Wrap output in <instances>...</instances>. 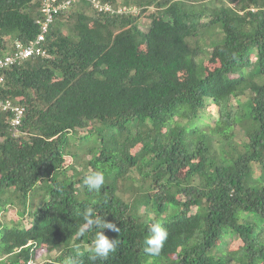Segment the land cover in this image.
<instances>
[{
    "label": "trees",
    "instance_id": "16d2710c",
    "mask_svg": "<svg viewBox=\"0 0 264 264\" xmlns=\"http://www.w3.org/2000/svg\"><path fill=\"white\" fill-rule=\"evenodd\" d=\"M63 1L0 0V58ZM95 1L135 12L88 17L77 0L49 24L48 59L4 72L0 102L24 112L15 132L0 107V264L39 250L57 252L41 264H264V0ZM92 170L99 192L82 185ZM90 207L120 228L103 230L118 240L107 260L95 231L77 234ZM152 223L169 234L157 257Z\"/></svg>",
    "mask_w": 264,
    "mask_h": 264
},
{
    "label": "clouds",
    "instance_id": "9594fccd",
    "mask_svg": "<svg viewBox=\"0 0 264 264\" xmlns=\"http://www.w3.org/2000/svg\"><path fill=\"white\" fill-rule=\"evenodd\" d=\"M66 1H70V0H66ZM66 1H63L60 4H63ZM76 1L77 0H73V2H71L65 9H60V11H65V10L69 9L70 5L72 3H76ZM84 1H86L90 4L93 11H97V13H106L108 16L126 15L128 13L133 14L135 12L134 9L130 10V9H126L125 7L123 8L120 6H114V5H110V4H104V5L99 4L102 7H104V6L109 7V10H107V11H104V10L99 11L98 8H95L90 3V1H88V0H84ZM41 12H42V9H41ZM92 13L94 14V12H92ZM45 22H46V19L44 21L38 20V23L41 26ZM41 26H40V33L37 35V37L30 44L25 45V44L21 43L20 41H15L13 43V52L9 55L1 57L0 59L12 55L15 51V44L16 43H21L24 46H29V45L33 44L35 41H37V38L39 37V35L42 34ZM48 27H49V25H48ZM47 32H48V29L43 34V40L40 41V45H39L41 47V49L45 52V55L44 56H37V57L45 58V59H48L50 57L49 54L47 53L46 49L43 47V42L45 41V37H46ZM33 57H36V56H33ZM30 58H32V57H30ZM30 58H28V59H30ZM28 59L20 62L19 64H16L14 66L9 67L5 71H7L11 68L23 65ZM4 72L2 75L3 80H4ZM104 183H105L104 173L102 171H97V170H92V171L88 172L87 174L84 175L83 180H82V185L84 187H86L89 191H96V192H99L102 189V187L104 186ZM83 221H84L83 224L78 229V233H77L78 236H84L87 232L95 231V236L93 239V247H92V251L94 254L93 258L94 259L107 260L111 253L116 252L117 247H118V240L117 239H109L106 235L103 234V230L108 229L112 232L119 233L120 228L117 227V225L115 223L106 222L104 220V216L97 213L91 207L88 208L83 213ZM148 231H149L150 235L148 236V238L145 241L146 246L144 247V253L149 257H157L161 254V251L164 247L165 242L168 239L169 234H168L167 230H165L161 226V224H159V223H152L149 226Z\"/></svg>",
    "mask_w": 264,
    "mask_h": 264
},
{
    "label": "built area",
    "instance_id": "2783aa9c",
    "mask_svg": "<svg viewBox=\"0 0 264 264\" xmlns=\"http://www.w3.org/2000/svg\"><path fill=\"white\" fill-rule=\"evenodd\" d=\"M90 3L95 7L98 8L99 11H107L109 10V7H102L99 5L98 2L95 0H88ZM54 2V1H52ZM51 2V3H52ZM73 0L66 1L63 4L57 5V6H51L50 4H45V6L42 9V12L45 13L46 17V22L41 26L42 34L39 35L37 38V41H35L33 44L29 46H24L21 43H16L15 44V51L12 55L7 56L5 58L0 59V85L3 84V72L8 69L11 66H14L16 64H19L20 62L33 57V56H44L45 52L41 49L40 41L43 40V34L47 31L49 23L52 21L53 16L60 10V9H65ZM96 2V3H95ZM0 107H2L3 110H11L13 111L14 118L12 120L11 126L14 128V131L16 132L17 126L20 125L21 123V117L23 115L24 109H12L8 103L2 104L0 102Z\"/></svg>",
    "mask_w": 264,
    "mask_h": 264
},
{
    "label": "rangeland",
    "instance_id": "374dc122",
    "mask_svg": "<svg viewBox=\"0 0 264 264\" xmlns=\"http://www.w3.org/2000/svg\"><path fill=\"white\" fill-rule=\"evenodd\" d=\"M92 12H93V10L90 9L89 11H87L86 15L88 17H90V15H92ZM148 25H149V20L147 18H144V16L141 17L140 20H139V23H138V27H139V29H140V31L142 33H145L147 31V26ZM141 51H142V53L146 52V47H145L144 44L142 45ZM212 57H213V55L210 52L209 53V60L206 59L205 63L203 64L204 68L206 70H208V71L213 70L217 66V63L212 62L210 60V58L212 59ZM202 115H203V120L208 122V123H211L214 120V118H215L214 116H211L208 113H202ZM69 147L71 148L70 143H69ZM72 151H74V154L78 153L77 149H72ZM96 153L97 152H96L95 148L88 147L85 150L84 153L82 152V154H80V157H76V158L75 157H67L66 161H67L68 165L76 166V169L77 168L81 169L80 165L82 164V161L85 160V159H87V160L91 159L93 157V155L96 154ZM254 170H255L256 173H258V171L260 170L259 166L258 165H254ZM193 211H194V209H193ZM14 218H15V214H14L13 211L12 212H7L5 214V221H10V220H12ZM228 247H229L228 248V252H233V251H235V250H237L239 248V242L237 240H231L229 242V246ZM44 250H46V249H44ZM36 254H37V256H35L34 260L32 262H30L29 264H41V263L47 261L49 259V257H54L57 254V252L52 250L51 252L48 253L47 250L43 251V252H41L39 250V251L36 252Z\"/></svg>",
    "mask_w": 264,
    "mask_h": 264
}]
</instances>
